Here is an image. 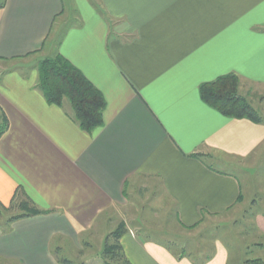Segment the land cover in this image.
Segmentation results:
<instances>
[{
  "label": "crops",
  "instance_id": "1",
  "mask_svg": "<svg viewBox=\"0 0 264 264\" xmlns=\"http://www.w3.org/2000/svg\"><path fill=\"white\" fill-rule=\"evenodd\" d=\"M72 2L6 0L0 10V110L9 121L0 202L9 206L21 187L50 212L0 230V264H61L54 241L88 234L100 237L99 259L113 232L107 216L142 179L160 183L182 229L199 226L240 203V179L220 167L264 146V124L228 119L200 96L202 84L235 74L264 114V0ZM57 54L107 101L104 126L92 135L70 118L68 103L46 101L37 70L17 68ZM257 225L264 233V217ZM121 243L132 264H194L131 230ZM228 262L218 246L207 264Z\"/></svg>",
  "mask_w": 264,
  "mask_h": 264
},
{
  "label": "rangeland",
  "instance_id": "2",
  "mask_svg": "<svg viewBox=\"0 0 264 264\" xmlns=\"http://www.w3.org/2000/svg\"><path fill=\"white\" fill-rule=\"evenodd\" d=\"M4 1L0 0V5ZM63 1L67 9L74 4L72 0ZM39 61L31 58L18 63L17 68L31 74L36 70ZM247 90L252 91L254 99H249L258 107L260 104L254 89ZM241 94L246 95L245 90L241 91ZM262 109L264 111V107ZM1 114L0 111V124ZM220 169L230 171L229 173L238 177L242 184L243 199L229 212L218 217H205L195 229L184 230L178 225L175 206L166 196L160 183L142 179L137 181L133 190H129L126 203L107 216L110 220H107L106 230L111 232L120 224H125L138 235L150 236L152 243L173 244L174 249L184 248L196 259L213 255L218 246L228 251V264H244L246 260L264 259V248L257 246L264 245V233L257 225V219L264 217V146L250 159L241 161L237 166ZM99 240L100 237L89 234L78 242L58 237L54 246L61 248L60 257L71 261L72 264H98ZM85 243L92 244V247Z\"/></svg>",
  "mask_w": 264,
  "mask_h": 264
},
{
  "label": "trees",
  "instance_id": "3",
  "mask_svg": "<svg viewBox=\"0 0 264 264\" xmlns=\"http://www.w3.org/2000/svg\"><path fill=\"white\" fill-rule=\"evenodd\" d=\"M5 3L6 0L0 5V10L5 7ZM36 70L38 72L37 88L50 105L64 108L68 103L71 108L70 118L80 129L90 135L104 126L107 101L102 92L81 70L60 54L41 60ZM241 84L242 80L238 75L221 76L215 81L202 84L200 96L206 105L228 119L264 124V117L254 107L253 101L241 94ZM1 112L0 139L9 129V121L4 112ZM194 157L202 158L201 155H194ZM242 199L241 195L240 201ZM48 213L50 212L39 210L20 187L9 206L0 202V230L10 231L12 225L19 220ZM203 215L205 217V212ZM196 227L188 228V230ZM128 232L127 226L120 224L106 237L98 264H132L121 243ZM138 237L143 243L153 241L150 236L139 234ZM172 245L168 243L161 246L168 249L179 260L189 258L194 264H207L214 258L216 252L214 251L213 255L206 258L196 259L188 254L186 249L176 250ZM257 246L264 248L262 244ZM56 255L61 264H72L71 261L60 257V250H57ZM244 264H264V259L246 260Z\"/></svg>",
  "mask_w": 264,
  "mask_h": 264
}]
</instances>
